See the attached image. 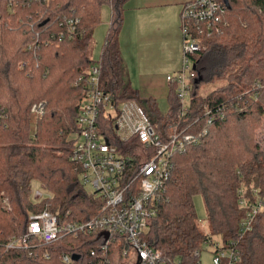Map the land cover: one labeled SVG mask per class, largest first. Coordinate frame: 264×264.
<instances>
[{"label":"trees","instance_id":"trees-1","mask_svg":"<svg viewBox=\"0 0 264 264\" xmlns=\"http://www.w3.org/2000/svg\"><path fill=\"white\" fill-rule=\"evenodd\" d=\"M127 1L0 0V106L8 114L0 126V194L10 198L9 209L0 206V244L23 234L29 214L40 212L45 203L64 222H85L99 214L100 201L87 195L69 159L83 97V87L74 84L93 64L92 35L101 21V6L107 3L111 15L100 54L101 81L117 100L136 98L123 79L119 46ZM221 1L225 10L221 32L202 38L206 50L193 57L195 77L182 127L194 121L198 129L206 127L207 109L229 99L236 102L242 90L264 84V0ZM64 19L80 21L72 38L61 26ZM175 90L176 85L169 84L166 114L159 113L152 98L147 100L159 127L178 121ZM258 92L256 100L247 98L246 111L226 114L223 120L216 116L201 143L174 157L163 201L142 236L165 261L195 264L193 253L206 236L220 235L222 242L238 250L241 264H264V150L253 139L257 122L250 119L264 115V89ZM38 103L44 109L32 133L30 111ZM105 119L101 115L99 123L108 141L119 147L111 136V122ZM33 182L49 196L44 203L31 202ZM241 187L257 190L263 208L240 237ZM196 196L204 201L208 234L199 227ZM104 240L102 233L66 235L48 245L1 252L0 264H66L64 256H78L70 264H101L113 261L126 247L103 250Z\"/></svg>","mask_w":264,"mask_h":264},{"label":"built area","instance_id":"built-area-1","mask_svg":"<svg viewBox=\"0 0 264 264\" xmlns=\"http://www.w3.org/2000/svg\"><path fill=\"white\" fill-rule=\"evenodd\" d=\"M224 5L221 0H192L183 5L180 13L182 36L181 69L168 75V84H175V94L180 105L178 121L159 127L152 113L143 108L137 98L117 100L107 91L101 81L100 57L93 61L74 86L83 87V97L77 114V130L72 136L74 143L70 161L75 164L81 186L101 203L99 214L85 222H64L62 217L49 211L45 203L38 213L29 214L23 234L0 244L1 252L26 250L38 245H48L63 236L102 233L105 237L103 250L109 246L117 249L113 261L101 264H181L179 260L165 261L161 251L150 247L143 239L149 222L157 213L163 201L166 185L173 169V159L185 153L188 147L201 143L216 116L225 119L229 113L246 111L247 98L257 99L258 91L264 84L255 83L252 89L239 93L237 101L229 99L213 109H207L206 127L197 128V121L182 127L181 119L187 113L195 77L193 57L204 52L206 46L202 38H209L221 32ZM79 19H64L68 38L78 33ZM63 35H61L62 37ZM33 47L29 46V49ZM192 63V64H191ZM254 90L255 92H251ZM44 104L31 108L30 115L37 121L43 114ZM103 115L111 122V136L120 144L108 141V134L99 123ZM8 114L0 106V126L4 125ZM89 190V191H88ZM238 205L244 211L240 223V237L251 229L254 219L263 208V199L255 189L249 192L244 187L238 191ZM33 198L44 203L49 196L42 191H34ZM3 209H9L8 199H2ZM203 245H211L210 264H241L239 252L232 243L221 245L206 236ZM119 249V248H118ZM200 249L193 257L199 258ZM66 264L72 258L64 256ZM129 261H131L129 263ZM183 264V263H182ZM195 264L199 262L195 261Z\"/></svg>","mask_w":264,"mask_h":264},{"label":"crops","instance_id":"crops-1","mask_svg":"<svg viewBox=\"0 0 264 264\" xmlns=\"http://www.w3.org/2000/svg\"><path fill=\"white\" fill-rule=\"evenodd\" d=\"M190 1L125 3L119 46L129 88L136 96L144 93L155 100L156 91L169 86L166 77L178 71L182 46L179 16L183 5Z\"/></svg>","mask_w":264,"mask_h":264},{"label":"rangeland","instance_id":"rangeland-1","mask_svg":"<svg viewBox=\"0 0 264 264\" xmlns=\"http://www.w3.org/2000/svg\"><path fill=\"white\" fill-rule=\"evenodd\" d=\"M100 10H101V21H100L99 25L95 28L93 35H92L93 45H92L91 57L93 60H97L101 54L103 41H104L105 35H106L108 28H109V21H110V15H111L110 6L107 3L102 4ZM179 21H180V16H179ZM180 28H181V21H180ZM180 31H181V29H180ZM181 60H182V47H181ZM181 60H180V65H179L178 71L181 69ZM124 72L125 73H124L123 79H124V82L127 86L128 93H132V90L129 88V77L127 74L128 72L126 71L125 68H124ZM212 88H213V86L205 87L203 89L202 93L205 94V93L209 92ZM168 92H169V86L166 87L165 89H163V91L157 90L155 93V95H156L155 100L152 98L155 101L156 107H157L160 114H166L170 109V105H169V102L167 99ZM136 98L143 108H145L147 110L149 109L148 104H147V100L149 98L147 97L146 94L139 93L136 96ZM250 119L252 122L255 121V124L257 122L256 129L254 130V133H253V139L259 145V147L264 150V115L260 116V117L253 115ZM36 122L37 121L32 120L31 115H30V126H31L30 129H31L32 133L35 131ZM36 190L44 192L38 182H33L31 185L30 200L34 204L39 202L38 200H35L33 198V193ZM4 198L8 199L9 208H10V198L8 195L3 194V193L0 194V206H1V203L3 204L2 199H4ZM193 205H194V209H195L197 219L199 221L200 229L205 234H208L209 231H208L207 214H206V208L204 205L203 198L201 196L194 197ZM211 239H212V242H214V243H217L219 245L222 244V238L220 235H213V236H211ZM211 251H212L211 245H209V244L208 245H202L200 248V256H199V258H196V261L199 262V264H210L211 263V257H212ZM130 262L131 261H129V263ZM115 264H119V263H117V261H116Z\"/></svg>","mask_w":264,"mask_h":264},{"label":"water","instance_id":"water-1","mask_svg":"<svg viewBox=\"0 0 264 264\" xmlns=\"http://www.w3.org/2000/svg\"><path fill=\"white\" fill-rule=\"evenodd\" d=\"M78 258V256H72V259L76 260ZM139 261H140V256L138 254V259H137V262L135 264H139Z\"/></svg>","mask_w":264,"mask_h":264}]
</instances>
